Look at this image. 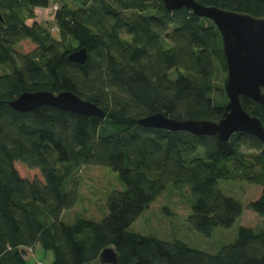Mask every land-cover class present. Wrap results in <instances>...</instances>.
I'll list each match as a JSON object with an SVG mask.
<instances>
[{"label":"trees","instance_id":"obj_1","mask_svg":"<svg viewBox=\"0 0 264 264\" xmlns=\"http://www.w3.org/2000/svg\"><path fill=\"white\" fill-rule=\"evenodd\" d=\"M70 1L75 9L61 0H0V264H30L37 245L53 253L52 264L95 263L108 247L118 254L116 264H264V230L240 227L237 241L216 254L128 230L170 186L194 196L189 220L196 231L211 236L231 228L243 207L222 193L220 180L262 186L249 207L264 217L258 138L238 133L223 142L139 124L156 113L221 119L227 64L214 23L184 8L168 12L162 0ZM195 1L264 18V0ZM53 2L58 41L38 23H25ZM27 42L36 48L23 52ZM83 47L87 63L70 62L68 55ZM36 91L72 92L106 116L9 106ZM240 101L264 126V107ZM87 166L112 169L126 188L109 196L103 222L70 226L63 214L79 202L78 174Z\"/></svg>","mask_w":264,"mask_h":264},{"label":"water","instance_id":"obj_2","mask_svg":"<svg viewBox=\"0 0 264 264\" xmlns=\"http://www.w3.org/2000/svg\"><path fill=\"white\" fill-rule=\"evenodd\" d=\"M168 12L190 10L196 17L210 20L218 29L227 64V81L224 91L228 103L219 121L176 120L163 113H156L139 120L145 128L171 132H188L195 136L217 137L228 142L234 134L245 133L264 144V126L260 118L243 108L240 98L247 97L264 107V18L249 14L205 6L195 0H162ZM0 21H3L0 13ZM73 63L85 65L88 50L83 47L68 55ZM9 106L27 113L41 107H54L74 114L105 118L106 113L96 104L82 100L72 92H26L9 102ZM118 254L114 248H105L98 264H116ZM95 264V263H87Z\"/></svg>","mask_w":264,"mask_h":264},{"label":"rangeland","instance_id":"obj_3","mask_svg":"<svg viewBox=\"0 0 264 264\" xmlns=\"http://www.w3.org/2000/svg\"><path fill=\"white\" fill-rule=\"evenodd\" d=\"M61 2L76 8L70 0H61ZM50 15L48 7L35 8L32 18L25 16V23L28 26L38 23L46 32L50 31L48 32L50 39L58 41L59 36L51 32L54 24ZM35 48L34 44L28 42L22 46L23 52H29ZM0 73L3 71L0 70ZM171 76L176 77L174 73ZM244 152L255 154L254 151ZM199 154L204 156L203 150H199ZM78 180L79 202L73 209L63 214L62 222L70 226L78 220L103 222L109 214L107 206L109 196L115 191H123L126 188L118 173L106 167L87 166L79 171ZM219 187L226 197L233 198L243 207V215L231 228H217L211 236L196 231L189 220L193 213L194 196L186 189L179 191L174 186H170L128 230L168 243L181 241L193 249L208 254H216L224 246L235 243L240 227L252 228L258 232L264 230V217L256 214L249 207L261 197L262 186L220 180ZM52 262L53 253L45 252L40 245H37L30 264H52Z\"/></svg>","mask_w":264,"mask_h":264},{"label":"built area","instance_id":"obj_4","mask_svg":"<svg viewBox=\"0 0 264 264\" xmlns=\"http://www.w3.org/2000/svg\"><path fill=\"white\" fill-rule=\"evenodd\" d=\"M48 8H49V14H51L50 16H51L52 21L54 23L56 14H57V12L59 10V4L57 2H53L50 5V7H48ZM59 31H60V29H59V27L57 25H54V27L51 29V32L56 34L57 36L59 35Z\"/></svg>","mask_w":264,"mask_h":264}]
</instances>
